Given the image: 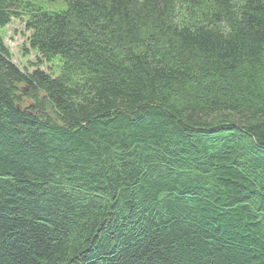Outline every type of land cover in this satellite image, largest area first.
Masks as SVG:
<instances>
[{
    "label": "trees",
    "instance_id": "obj_1",
    "mask_svg": "<svg viewBox=\"0 0 264 264\" xmlns=\"http://www.w3.org/2000/svg\"><path fill=\"white\" fill-rule=\"evenodd\" d=\"M61 1L0 0V264H264V0Z\"/></svg>",
    "mask_w": 264,
    "mask_h": 264
},
{
    "label": "rangeland",
    "instance_id": "obj_2",
    "mask_svg": "<svg viewBox=\"0 0 264 264\" xmlns=\"http://www.w3.org/2000/svg\"><path fill=\"white\" fill-rule=\"evenodd\" d=\"M42 4L46 9L52 12H60L67 9L66 4L61 0H33ZM4 36V42L10 49L13 55V62L21 69L31 68L29 62L34 61V56L29 55L24 57L23 46L26 44L29 33L25 30V23L23 21L13 20L12 23L4 30H2ZM32 70V69H30ZM43 70H47V67H43ZM25 90V88H24Z\"/></svg>",
    "mask_w": 264,
    "mask_h": 264
}]
</instances>
